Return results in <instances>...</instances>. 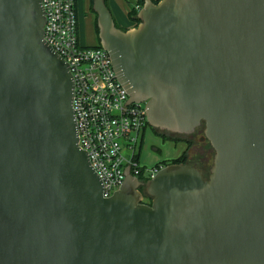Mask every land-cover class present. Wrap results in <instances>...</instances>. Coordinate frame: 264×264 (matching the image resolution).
Here are the masks:
<instances>
[{"label": "water", "instance_id": "water-1", "mask_svg": "<svg viewBox=\"0 0 264 264\" xmlns=\"http://www.w3.org/2000/svg\"><path fill=\"white\" fill-rule=\"evenodd\" d=\"M93 11L125 105L163 133L203 127L209 175L127 167L106 198L42 0H0V264H264V0H145L128 31Z\"/></svg>", "mask_w": 264, "mask_h": 264}, {"label": "built area", "instance_id": "built-area-1", "mask_svg": "<svg viewBox=\"0 0 264 264\" xmlns=\"http://www.w3.org/2000/svg\"><path fill=\"white\" fill-rule=\"evenodd\" d=\"M139 13L143 6L135 0ZM45 9V40L69 64L74 79L73 109L79 146L87 151L104 185V196L119 191L130 167L138 177V163L149 122L146 103L130 99L113 69L110 54L101 46H84L80 39L77 0H42ZM163 167L146 171L153 178Z\"/></svg>", "mask_w": 264, "mask_h": 264}, {"label": "rangeland", "instance_id": "rangeland-1", "mask_svg": "<svg viewBox=\"0 0 264 264\" xmlns=\"http://www.w3.org/2000/svg\"><path fill=\"white\" fill-rule=\"evenodd\" d=\"M128 4V6H132L134 0H123ZM92 34V33H91ZM83 36V35H82ZM95 34L89 36L93 40L96 38ZM82 44L84 46H88V42L85 40L83 36ZM85 40V41H84ZM172 135L167 134V137H171ZM203 136L202 133L194 138L196 145L190 150L189 158L190 160H198L199 156L203 154V145L200 143V138ZM183 144H176L170 141H165L162 137L159 136V132L149 127V130L146 133L142 150H141V158L140 163L142 166L146 167V171L150 168V166L157 164L163 160H174L180 157L183 151ZM215 152L214 150H209L206 155V168H210L213 164ZM172 161H168L166 163H171ZM164 164V163H163ZM205 163L202 162V165Z\"/></svg>", "mask_w": 264, "mask_h": 264}, {"label": "crops", "instance_id": "crops-1", "mask_svg": "<svg viewBox=\"0 0 264 264\" xmlns=\"http://www.w3.org/2000/svg\"><path fill=\"white\" fill-rule=\"evenodd\" d=\"M135 2L136 1L134 0L133 3ZM107 5L113 15V18L115 20L117 27H119L120 29L124 31H128L137 26L136 22H134L129 17V6L126 2H124L123 0H108ZM77 13H78L79 31H80L81 41L83 42L82 37L84 36L85 40L88 42V46L92 47V46L98 45L99 39H98V35L96 32L98 17H97V14H95V12L93 11V0H77ZM93 33L95 34L96 38L92 40L91 37L89 36L90 35L92 36ZM179 144L184 145L183 151H182L183 153L186 150L187 145L185 143H179ZM168 161H173V159L163 160L161 162H158L157 164L168 162ZM157 164H154L150 167H153Z\"/></svg>", "mask_w": 264, "mask_h": 264}, {"label": "trees", "instance_id": "trees-1", "mask_svg": "<svg viewBox=\"0 0 264 264\" xmlns=\"http://www.w3.org/2000/svg\"><path fill=\"white\" fill-rule=\"evenodd\" d=\"M107 1L108 0H106V3H107ZM160 1L161 0H154V2L156 4L159 3ZM93 2H94V0H93ZM137 3L139 5H141V6H144L145 0H138ZM129 17L134 22H136L137 26H138V24H140V20L138 19V12L136 11V8H135V3L132 4V6L131 5L129 6ZM96 32H97V35H99L98 23H97V26H96ZM98 45L100 46V44H98ZM154 130H156V129H154ZM156 131L159 132V136L162 137L165 141H170V142H173V143H176V144L185 143L187 145V148L182 153V155L179 158L173 160L169 164H184V165L197 164L199 168L204 170L206 176L209 175V170H210L211 167L210 168H206V166H205L206 165V162H205L206 161V155H207L209 150H213L209 144L206 147L202 146L204 153L199 156L198 160H195V159L194 160H190V158H189L190 150L196 145V142H195L194 138L196 136L200 135V133L203 134L204 128H200L199 130H197L196 134L193 135L192 137H190V136L186 137V136H180V135H172V134H170V135H172L171 137H167V134H169V133H163V132H160L159 130H156ZM140 158H141V153H140V155H138L137 160H136L138 163H140ZM202 162H204L205 164L202 165ZM163 163L162 164H163L164 167L168 165V163H166V162H163ZM138 178L142 182H147L148 180H150L149 176L146 174V167H142L141 168V173L138 176ZM141 191L144 192L145 189L142 188ZM151 202H152V200L145 195V203L146 204H151Z\"/></svg>", "mask_w": 264, "mask_h": 264}, {"label": "flooded vegetation", "instance_id": "flooded-vegetation-1", "mask_svg": "<svg viewBox=\"0 0 264 264\" xmlns=\"http://www.w3.org/2000/svg\"><path fill=\"white\" fill-rule=\"evenodd\" d=\"M201 128H203V127H201ZM199 129H200V128H199ZM199 129H198V130H199ZM195 134H196V133H195ZM195 134H194V135H195ZM192 136H193V135H192ZM192 136H190V137H192ZM202 138H203V136L200 138V142L203 144L204 147H206V146L209 144V142H208V141H203V142H202V141H201ZM209 145H210V144H209ZM211 148H212V147H211ZM203 153H204V152H203ZM156 166H158L159 168L164 167L162 163H159V164H157Z\"/></svg>", "mask_w": 264, "mask_h": 264}]
</instances>
